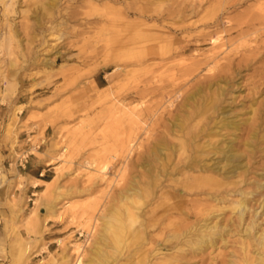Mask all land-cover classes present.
Here are the masks:
<instances>
[{
    "label": "rangeland",
    "instance_id": "rangeland-1",
    "mask_svg": "<svg viewBox=\"0 0 264 264\" xmlns=\"http://www.w3.org/2000/svg\"><path fill=\"white\" fill-rule=\"evenodd\" d=\"M248 139L250 181L264 177V0H0V264H86L96 251L115 258L107 264H222L238 236L204 250L166 239L181 206L194 224L216 203L183 186L193 151L214 163L219 147ZM155 172L141 206L122 199L127 183L144 187ZM73 205L89 221L71 219ZM130 205L139 224L114 246L106 220Z\"/></svg>",
    "mask_w": 264,
    "mask_h": 264
},
{
    "label": "bare ground",
    "instance_id": "bare-ground-1",
    "mask_svg": "<svg viewBox=\"0 0 264 264\" xmlns=\"http://www.w3.org/2000/svg\"><path fill=\"white\" fill-rule=\"evenodd\" d=\"M56 1L57 0H55V2ZM114 1H117V2L119 1L120 2V1H125V0H114ZM117 68H120V67L117 66ZM117 68H115V69H117ZM211 100H212V98H211ZM208 103H210V102L208 101ZM206 105H208V104H206ZM211 106H213V105H211V103H210V105L205 107V111H207ZM216 107H218V105ZM208 111H210V110H208ZM208 113L210 114V113H212V111L208 112ZM198 116H199V114H198ZM226 117H227V115H226ZM233 119H235V118H233ZM231 122H230V120H228V121L224 120L222 125L223 126L230 125V126H233L234 128L235 127H239L238 126V122L237 123H234V122L231 123ZM183 124H185V123H183ZM221 127H219V128L221 129ZM204 128L208 129V127H204ZM184 130H183V133H184ZM190 130L192 131L193 129H190ZM218 132H219V130H218ZM252 136L255 139L257 137V132L254 131ZM194 137H195V140H196L197 137L196 136H194ZM235 138L232 139V140H235ZM189 143L190 142L188 141V139L182 141L181 148L183 149L184 152H185L186 148L189 147V145H190ZM192 143L194 144V142H192ZM207 143L209 145V142H207ZM133 145H134L133 144V139H131V138L128 139V141H124L122 143L123 149L124 150L126 149L128 152L132 151V149L134 148ZM199 145H198V147H199ZM203 145H204V143H203ZM220 145H222V144H220ZM215 146H217V145L214 144V147ZM245 146L246 147L244 149H238L237 147H234V144L229 143V144H226V146H224V147H222V146L219 147L220 149L219 148L218 149H219V152H221L222 156L218 157L217 159H219V160L217 162L215 161L214 163H210L209 160L207 161V160L201 159L200 156H201L202 152H201V150L199 151L200 147L198 148V150L193 151L194 155H190L189 156L190 159H189V162L187 163V165L189 167L188 171H191V172L187 174L186 179L184 180L183 186L187 190H190L192 192L194 191V193L196 195H202V194L207 195V198L212 199V201H215L216 203H213V202L211 203L210 202L211 204L209 203L210 204L209 207L207 206L206 208L202 209L201 210L202 211L201 214L205 215V216H203L198 222H196V223L194 222V224H190V222H186V220H188L187 219L188 218L187 215L189 216V212L184 207L181 206V208H179V213L180 214L184 213L185 214L184 216H186V217L180 218V221L175 222V224L173 222V226H174L173 230H172V232H170L168 234V238L166 240L171 241V242H176L177 244H179V243L186 244L189 247L194 248V249H200V250L203 249L204 250L207 247L215 246L219 241H223L222 242V243H224L223 246L225 245L227 247L228 243H230L231 237L238 236L237 239L235 240L239 244L238 248L236 247V249H234L233 251L231 249L230 252H228L226 250L227 253H225L226 254L225 258L222 257L223 258L222 264H264V217L262 218V220H260V218L262 216H264V182L261 181L264 177L260 178V179H256L254 177L255 180H250V181H248V179L246 178V173H247V171L249 169V167H248L249 166L248 165L249 161H248V163L244 162L243 161V156L244 155L246 156V154H247L249 156V159H250L251 155L256 150V145H255V143L253 142L252 139H248L245 142ZM192 148L193 147H191V149ZM201 148H203V147L201 146ZM204 148H206V147H204ZM187 151L188 150H186V152ZM209 151H212V150H210V149L206 150L205 154L211 153ZM170 153H172V152L170 151L169 154ZM216 153H217V151H216ZM178 154H179V152H178ZM168 156L169 155H167V157ZM112 157H114V156L113 155H109V159L103 161L101 167L98 168V170L101 171V172H105V170L109 167V163H111ZM207 158L208 157H206V159ZM195 172H198V173H195ZM234 176H238V177H240V179L236 180V181L227 180V178H231V177H234ZM158 178H159V173L152 174L150 179H148L147 181L143 182L144 183V185H143L144 187L140 186L141 184L139 185V183L137 181H134V182L130 181L120 191V195L122 196V199L132 200L131 204L135 205V207L138 208L139 206H141L144 203V200L149 195L154 193L155 188L157 187ZM143 181H144V179H143ZM178 181L179 180H177V182ZM46 183H50V180H43L41 178H37L34 181V186H38L40 184H46ZM233 183H235L237 185H234V187H231V185ZM241 183H244L246 185L242 184L243 185L242 186ZM244 186H246V187H244ZM221 189H222V191H221ZM185 192H186V190H185ZM173 193H175V192H173ZM201 198H204V197L201 196ZM197 201H200V200L197 199ZM202 201H203V199H202ZM188 204L186 206H188ZM207 204H205V205H207ZM178 205H180V204H178L177 202L175 203V201L173 200V201H170L168 203L167 207H169L168 210H171V209H174V208H178L177 207ZM68 206H70V205H68ZM71 206H72V204H71ZM60 207H61L60 205L59 206H54L53 209H52V212L54 211L56 213V211L58 209H60ZM135 207H134V210H135ZM259 208H260V210H259ZM79 209H81V206L79 207ZM79 209L75 208L74 205H73V207H71L69 209V211L71 212V215H73V217L71 219L78 218V220L76 219V222H77V221L80 220L79 218H81V220H82V218H84V219L87 218V220L89 221L90 216L92 214L89 216V214H88L89 212H88V210H86L88 208H86L85 210H79ZM92 209H95V208H92ZM227 209H231L234 212V215H231L230 213H229L230 215H228L227 214ZM65 210H67V209H65ZM219 210L220 211L223 210V216H221V217H219V216H220V214L222 212L221 213H217ZM89 211H91V209ZM67 212H68V210H67ZM124 212H125V215H122V217H118L117 215H115V216L113 215L112 219L106 220V224H105L106 231L108 232L109 235H111L110 237H111V240L113 239L114 244L112 243L113 241L111 243L114 246H115V243H116V245H118L122 241L121 240V236H120V230L128 228V229L133 231V230H136L137 223L139 224V219H138L139 216H137V214L132 211L131 205L127 206L124 209ZM59 213H57V214H59ZM122 213L123 212H121V214ZM198 213H200V212H198ZM95 215H96V213H95ZM110 217H111V215H110ZM214 218L215 219L217 218V219L215 220ZM87 220H85V221H87ZM85 221H84V223H86ZM92 225H93V223H92ZM138 232H140V231L138 230ZM104 234H106V233H104ZM106 236H108V235H106ZM138 236H139V234H138ZM107 239H109V238H107ZM133 239L136 240V237H134ZM139 242H140V240H139ZM111 243H108V244L111 245ZM142 244H144V243H142ZM95 245H97V244H95ZM139 245L141 247V244H139ZM231 245H233V244H231ZM84 246L85 245L79 246V248H80L78 250L79 253L81 252L80 250L84 249ZM137 247L138 246H136V248ZM140 247H139V250H140ZM66 248H68V246ZM66 248H65V250H67ZM218 248H219V245H218ZM96 249L98 250V247H96ZM19 250H20V255L19 256L21 258L20 260L27 259L28 255H29V252H30L29 246L27 245V247H25V249L19 248ZM102 251H104V250H102ZM157 251H160V250H157ZM96 253H97V255L102 256V255H105L107 252L102 254L100 251H96ZM96 253H93V254L95 255ZM72 254H73V251L65 252V254L63 253V255H64V258H63L64 261L63 262L70 263ZM159 254L160 253H158V256H160ZM166 254H168V253H166ZM94 255L90 256V258H89L88 262H86V264H102L103 262H106V264H107V263H112L115 260V258L110 260V259H108L106 257H99L100 259H98ZM129 255H130V253H129ZM222 255H223V253H222ZM141 256H142V254H141ZM163 256H164V253H163ZM141 258L143 259V257H141ZM141 258L138 256L135 259V261L133 260L134 262H132V264H139L140 261H141ZM161 258H164V257H161ZM80 259L81 258L79 256L77 258V261H79ZM127 260H128V258H127ZM75 263H76V261H75ZM57 264H61V262L57 263Z\"/></svg>",
    "mask_w": 264,
    "mask_h": 264
},
{
    "label": "built area",
    "instance_id": "built-area-1",
    "mask_svg": "<svg viewBox=\"0 0 264 264\" xmlns=\"http://www.w3.org/2000/svg\"><path fill=\"white\" fill-rule=\"evenodd\" d=\"M29 200H31V198Z\"/></svg>",
    "mask_w": 264,
    "mask_h": 264
}]
</instances>
